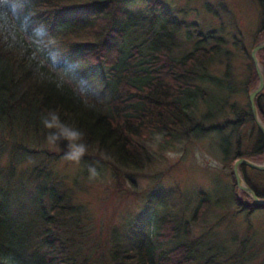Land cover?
Here are the masks:
<instances>
[{
  "label": "trees",
  "instance_id": "16d2710c",
  "mask_svg": "<svg viewBox=\"0 0 264 264\" xmlns=\"http://www.w3.org/2000/svg\"><path fill=\"white\" fill-rule=\"evenodd\" d=\"M134 1L31 0L35 21L45 24L59 43L71 48L75 57L81 60L84 72L103 80L110 88L109 97L95 108H85L71 89L61 91L55 84L39 80L28 67L27 57L37 56L44 43L42 37L35 40L21 38L11 26L0 34V129L7 134L3 146L9 151L6 174L0 173V264H91L81 229L84 211L73 202V197L64 188V178L53 166L38 162L41 154H54L39 147L48 134L41 117L49 110H55L62 122L84 133L83 142L88 150L82 160L91 165L98 161L109 164L100 156L104 153L121 165L139 169L150 161L146 141L153 133L165 131L170 136L182 128L201 133L196 129L201 119L195 116L192 104L197 103L194 98L208 101L212 94L192 80L199 75L195 69L218 54L217 46L206 48L202 45L214 37L209 35L199 39L192 51L177 57L173 51L174 40L183 21L161 0H137L145 5L152 24H158L159 28L155 32L150 28L149 37L132 45L129 53L122 57L132 18L129 7ZM256 1L262 17L253 46L264 40V2ZM196 32L201 36L200 30ZM257 57L264 66V48L257 52ZM59 71L53 68L50 74ZM250 71L245 88L251 91L258 82L251 58ZM208 78L216 86L223 85L228 91L232 89L230 82L218 77ZM263 101L264 88L256 98L264 122ZM236 113L233 120H227H231L230 124L235 128L236 144L231 149L230 141L221 137L219 152L222 159L264 160V138L253 120L250 105L247 110ZM247 124H251L254 137L249 146L241 150L240 134ZM224 127L223 122L210 125L212 132L219 134ZM60 153L55 154L63 155L64 152ZM16 155L22 156L24 161L23 172L28 176L26 184L14 180L10 183ZM110 168L115 187L123 188L122 172L114 164H110ZM239 169L246 184L258 197L264 198V171L246 165H240ZM199 195L193 216L185 222L186 235L191 224L196 223L208 207L206 193ZM230 195L238 209L246 210L247 214L264 207L254 204L246 192L239 190L234 177ZM138 226L134 227L129 248L113 253L116 264H195L193 245L189 241L162 251L156 249L155 243H168L181 232L175 220L163 218L155 237L150 235L146 221ZM238 256L240 253L235 258ZM223 262L216 261L214 256L202 264Z\"/></svg>",
  "mask_w": 264,
  "mask_h": 264
},
{
  "label": "rangeland",
  "instance_id": "374dc122",
  "mask_svg": "<svg viewBox=\"0 0 264 264\" xmlns=\"http://www.w3.org/2000/svg\"><path fill=\"white\" fill-rule=\"evenodd\" d=\"M161 1L183 21L174 40L173 51L177 57L192 51L199 39L209 35L214 39L202 45L206 48L217 46L219 51L201 68L195 69L204 77L198 75L192 80V83L212 94L210 103L201 97L191 96L197 102L192 104V110L201 119L196 127L201 133L187 132L185 128L170 136L165 131L153 133L146 141L150 161L139 169L121 165L104 153L100 156L107 159L109 164L98 161L91 165L82 159L79 163L66 161L63 155H56L66 150L65 144L49 146L46 138L39 147L54 154L43 153L38 162H48L53 166L54 171L64 178V188L73 197V202L84 211L81 229L91 264H116L113 253L129 248L134 227L146 221L150 235L155 237L158 224L165 217L175 220L181 232L168 243H155L157 251L189 241L193 245L195 264H202L214 256L216 261L224 260L223 264H264V207L248 214L246 210L238 209L230 195L234 177L232 168L236 159L231 157L224 161L219 152L221 137L227 138L231 149H234L235 128L230 122L237 116L236 112L248 109L250 90H246L245 84L251 73L250 51L254 34L260 26L262 10L256 0ZM145 9V5L137 0L129 7L132 18L122 47V57L129 53L132 45L149 37L150 28L154 32L159 28L158 24H152L150 13ZM196 30H200L201 36ZM59 44L66 50V62L81 63L71 48ZM260 69L264 74L263 65ZM83 74L90 77L88 72ZM210 76L230 82L232 89L228 91L223 85H214L208 78ZM90 78L100 82L105 98L109 97L110 88L106 82L96 77ZM216 122L226 124L220 134L212 132L210 128ZM6 135L0 129L2 176H5L9 166V151L3 146ZM240 135L241 150H244L254 137L251 124H247ZM196 152H200L202 158L205 154L211 156L215 166H210L207 159L203 160V164L197 163ZM15 157L10 183L14 180L26 184L28 176L23 172L25 164L22 156ZM110 164L122 172L124 186L121 189L115 187ZM89 166L97 168L100 174L98 179L89 180ZM200 192L206 193L208 207L201 218L191 224L186 235L185 222L193 216ZM239 196L243 199L242 195Z\"/></svg>",
  "mask_w": 264,
  "mask_h": 264
},
{
  "label": "clouds",
  "instance_id": "9594fccd",
  "mask_svg": "<svg viewBox=\"0 0 264 264\" xmlns=\"http://www.w3.org/2000/svg\"><path fill=\"white\" fill-rule=\"evenodd\" d=\"M0 34L6 32L9 26L13 27L18 36L35 40L43 38V45L36 57H27L28 67L41 81L55 84L57 89L63 91L71 89L73 94L83 103L85 108H95L105 99L104 89L100 82L83 74L84 67L79 61L65 63L66 50L61 48L59 42L51 35L47 26L38 23L31 12V0H0ZM60 71L52 75L51 69ZM41 123L48 130L46 142L49 146L65 144L63 159L79 163L87 153V145L83 142L84 133L76 127H72L61 121L55 110H49L41 117ZM159 135L157 139H159ZM197 163L203 164L207 159L210 166H215L211 156L202 158L200 152L195 153ZM89 180H96L99 172L95 166H89Z\"/></svg>",
  "mask_w": 264,
  "mask_h": 264
},
{
  "label": "water",
  "instance_id": "95a60500",
  "mask_svg": "<svg viewBox=\"0 0 264 264\" xmlns=\"http://www.w3.org/2000/svg\"><path fill=\"white\" fill-rule=\"evenodd\" d=\"M263 2H264V0H263ZM262 48H264V40L256 43L250 51V58L253 62V66H254L255 71L257 73L258 83H257L256 87L251 89V91L249 92L248 100H249L250 111H251V115L253 117V120H254L259 132L261 133V135L264 138V122L260 116V113L258 111V107L256 105V97H258L260 95L261 91L264 88V74L261 72V69H260L262 64L259 62L258 57H257V52ZM240 165H246V166H249V167L256 169V170H264V162H257V161L250 160L248 158L241 157V158H238L237 160H235V162L233 164V168H232L233 176L235 178V182L237 184V187L239 189L243 190L244 192H246L251 197L252 202L254 204L264 206V198L258 197L253 192V190L244 181V179L241 175V172L239 170Z\"/></svg>",
  "mask_w": 264,
  "mask_h": 264
}]
</instances>
